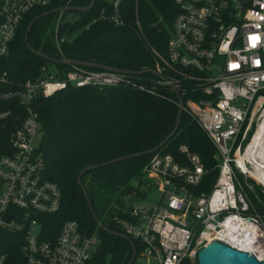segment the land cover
Returning <instances> with one entry per match:
<instances>
[{"label": "built area", "instance_id": "built-area-1", "mask_svg": "<svg viewBox=\"0 0 264 264\" xmlns=\"http://www.w3.org/2000/svg\"><path fill=\"white\" fill-rule=\"evenodd\" d=\"M52 1L58 6L50 9L74 6V0H0V128L8 136L0 140V264H100L95 233L73 220L63 221L55 234L50 229L61 191L44 177V160L33 145L41 132L35 109L41 98L70 88L128 87L133 81L131 74L78 65H69L60 78L53 64H41L32 78L11 80L5 59L22 21ZM122 1L104 0L92 22L121 26ZM170 1L176 13L165 53L152 49L156 70L170 74L157 78L171 87L177 78L187 81L188 91L198 95L183 101V110L215 145L218 173L208 193L193 195L187 186L199 184L204 174L199 157L185 146L179 147L184 162L156 152L141 178L156 187L159 199L150 206L133 202L126 218L114 220L121 233L143 246L141 255L160 264L195 262L198 250L213 241L264 261V213L256 211L245 188L246 179H253L264 194V179L248 172L264 166L253 158L239 162L264 119V0ZM70 12L52 13L58 53L66 39L59 28Z\"/></svg>", "mask_w": 264, "mask_h": 264}, {"label": "trees", "instance_id": "trees-1", "mask_svg": "<svg viewBox=\"0 0 264 264\" xmlns=\"http://www.w3.org/2000/svg\"><path fill=\"white\" fill-rule=\"evenodd\" d=\"M89 1L74 0L72 5L86 6ZM122 2L124 23L121 26L105 20L92 22L97 10L105 4L104 0H95L89 11H73L78 17L64 21L59 28V35L66 38L60 45L61 53L53 45L52 14L34 22L27 34L28 44L53 60L63 56L132 71L156 70L157 60L152 49L165 53L176 6L170 0ZM56 6L58 3L52 1L46 7L35 8L22 21L5 59L11 80L20 82L36 76L41 64H53L60 78L71 69L69 65L33 54L24 41L28 23ZM161 74L166 78L170 73L162 70ZM129 77L132 86L70 88L41 98L35 109L42 134L36 150L44 160V177L57 183L61 191V205L51 219L50 229L55 234L63 221L73 220L82 230L95 233L100 240L96 258L100 264H126L133 247L137 252L135 259L144 249L131 237L125 239L98 228L91 210L105 227L120 232L114 217L126 218L130 205L139 200V189L129 181L135 178L138 184L143 183V167L154 153H168L184 162L179 147L185 146L199 157L204 174L199 184L187 186L193 195L208 193L218 173L215 145L196 120L183 110L176 132L157 151L100 165L83 173L81 183L90 209L77 184V176L85 167L152 148L175 125L177 96L173 88L159 82L149 72ZM174 82L184 102L198 98L188 91L187 81L177 78ZM1 139H8L2 128ZM134 192L135 196L126 201ZM248 194L256 211L263 214L264 202L259 203ZM181 264H197V261L184 260Z\"/></svg>", "mask_w": 264, "mask_h": 264}, {"label": "water", "instance_id": "water-1", "mask_svg": "<svg viewBox=\"0 0 264 264\" xmlns=\"http://www.w3.org/2000/svg\"><path fill=\"white\" fill-rule=\"evenodd\" d=\"M94 2H95V0H90L89 4L86 6H65V7H61V8H54V9L46 10V11L42 12L41 14H39L38 16L34 17L28 23L26 30H25V35H24V41H25V44L27 45V47L29 48V50L33 54L41 56L44 59H46L47 61L60 63V64H64V65H78V66L89 67V68H99V69H105V70H109V71H114V72H119V73H124V74H131V75H137V74H141L144 72H149V73L153 74L154 76H156L160 79H163L161 74L155 69H146L143 71H132V70H128V69H121V68H117V67H113V66H107V65L99 64L96 62H90V61L74 60V59H68V58H61L58 60H53V59L48 58L46 55L42 54L41 52L36 51L31 46H29L28 41H27V34L30 31L32 25L34 24V22L36 20H38L41 17L52 14L54 12L60 11V10L86 12L92 8V6L94 5ZM172 88H173V90L177 96V115H176L175 125H174L173 129L170 131V133L161 142H159L157 145H155L154 147L149 148L147 150L131 153V154L124 155V156L115 157V158H112V159L107 160L105 162H102L99 165L87 166L78 174L77 184L80 187V189L83 191L90 209H91V206L89 203V199L87 197L85 188L81 183V176L83 175L84 172H86L87 170L96 168L100 165H107V164H110L113 162H117V161H120L123 159L130 158V157H137V156H141L144 154L153 153V152L157 151L172 135H174V133L177 130L178 124H179L180 115L183 111V100L180 97V95L178 94L177 88L175 86H173ZM91 214H92V217H93L98 228L102 229L103 231L109 232L113 235H117V236H120L122 238L128 239V237L125 234H123L119 231H111L107 227H105L103 225V223L97 218V216L95 215V213L92 210H91ZM136 253H137L136 249H135V247H133L132 255L126 264H132L133 263V261L136 257ZM196 261H197V264H264V261H257L253 256L247 254L246 252H242V251L230 248L229 246H227L221 242H218V241H213V242L207 244L206 246L200 248L196 254Z\"/></svg>", "mask_w": 264, "mask_h": 264}, {"label": "rangeland", "instance_id": "rangeland-1", "mask_svg": "<svg viewBox=\"0 0 264 264\" xmlns=\"http://www.w3.org/2000/svg\"><path fill=\"white\" fill-rule=\"evenodd\" d=\"M77 17H78V14L73 12V11L68 13V15H67V18L69 20H74ZM257 123L258 122H256V121L253 122V124L251 126L252 127L251 131L249 132L247 137L244 139V142H243L244 145H246L249 142L250 136H251V134H253V132L257 126ZM41 137H42L41 133H37L35 135V137L33 139V145L34 146H38V144L41 141ZM238 177L241 181H243V182L245 181V177L243 175L238 174ZM151 181L154 182L155 180L150 179V182ZM129 183L131 186L139 189V192L142 196V199L139 198V200L136 201L138 204L150 206V205H153L160 197V193L154 185H150L148 187L144 183L138 184V181L135 178L131 179L129 181ZM245 185H246V187H245L246 190L251 194L252 197H254L259 203L264 202V194L262 193L260 186L256 182H254L253 179H250V180L246 179ZM260 194H261V196H260ZM192 263H194V262H192ZM133 264H160V263H158L156 260H154L152 258L147 259L146 257H144L143 255L140 254L135 259Z\"/></svg>", "mask_w": 264, "mask_h": 264}, {"label": "bare ground", "instance_id": "bare-ground-1", "mask_svg": "<svg viewBox=\"0 0 264 264\" xmlns=\"http://www.w3.org/2000/svg\"><path fill=\"white\" fill-rule=\"evenodd\" d=\"M255 159L258 163L264 166V119L256 129L248 147L246 148L244 154L241 156L239 162L244 159ZM242 165V164H241ZM243 169H245L243 167ZM249 175L264 179V168H254V171L249 169Z\"/></svg>", "mask_w": 264, "mask_h": 264}]
</instances>
